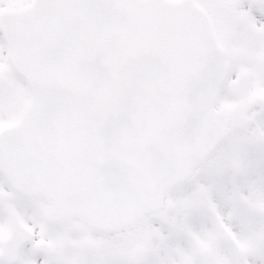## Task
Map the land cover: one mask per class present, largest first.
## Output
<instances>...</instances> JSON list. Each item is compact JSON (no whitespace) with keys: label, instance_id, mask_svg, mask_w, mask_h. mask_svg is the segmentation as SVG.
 Masks as SVG:
<instances>
[{"label":"snow or ice","instance_id":"6c2138e0","mask_svg":"<svg viewBox=\"0 0 264 264\" xmlns=\"http://www.w3.org/2000/svg\"><path fill=\"white\" fill-rule=\"evenodd\" d=\"M0 264H264V0H0Z\"/></svg>","mask_w":264,"mask_h":264}]
</instances>
